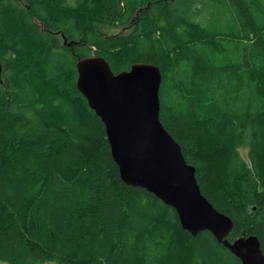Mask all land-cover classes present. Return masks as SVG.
<instances>
[{
	"label": "trees",
	"instance_id": "trees-1",
	"mask_svg": "<svg viewBox=\"0 0 264 264\" xmlns=\"http://www.w3.org/2000/svg\"><path fill=\"white\" fill-rule=\"evenodd\" d=\"M92 55L160 67L161 120L227 239L264 252V0H0V264H241L123 182L76 84Z\"/></svg>",
	"mask_w": 264,
	"mask_h": 264
},
{
	"label": "water",
	"instance_id": "water-1",
	"mask_svg": "<svg viewBox=\"0 0 264 264\" xmlns=\"http://www.w3.org/2000/svg\"><path fill=\"white\" fill-rule=\"evenodd\" d=\"M77 88L103 121L120 177L127 185L144 188L178 214L181 226L193 236L210 231L241 264H264L256 235L227 239L230 216L204 195L196 167L188 163L181 145L164 126L160 113L162 72L153 63L137 62L115 73L103 56L80 57ZM3 64L0 61V79Z\"/></svg>",
	"mask_w": 264,
	"mask_h": 264
},
{
	"label": "rangeland",
	"instance_id": "rangeland-1",
	"mask_svg": "<svg viewBox=\"0 0 264 264\" xmlns=\"http://www.w3.org/2000/svg\"><path fill=\"white\" fill-rule=\"evenodd\" d=\"M117 31H119V29L115 30V32H117ZM241 153H242L243 157L247 159V151L245 150L244 147L241 148ZM46 264H52V263L48 262Z\"/></svg>",
	"mask_w": 264,
	"mask_h": 264
},
{
	"label": "bare ground",
	"instance_id": "bare-ground-1",
	"mask_svg": "<svg viewBox=\"0 0 264 264\" xmlns=\"http://www.w3.org/2000/svg\"><path fill=\"white\" fill-rule=\"evenodd\" d=\"M134 15V14H133ZM133 17V16H132ZM103 34V33H102Z\"/></svg>",
	"mask_w": 264,
	"mask_h": 264
}]
</instances>
